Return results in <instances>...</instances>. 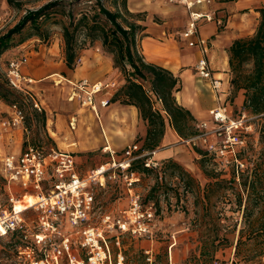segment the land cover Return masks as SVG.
I'll return each mask as SVG.
<instances>
[{"label":"rangeland","instance_id":"obj_1","mask_svg":"<svg viewBox=\"0 0 264 264\" xmlns=\"http://www.w3.org/2000/svg\"><path fill=\"white\" fill-rule=\"evenodd\" d=\"M51 1L55 0L12 1L13 12L7 15V20L0 27V36L9 30L11 25L17 24L27 11L37 10ZM61 1L63 2L60 5L50 9L49 17L44 20L42 27L49 34L46 40L36 36L28 37V34L32 32L29 24L21 33L13 36V43L29 42L28 46L31 50L40 51L42 49L55 58L54 61L64 58L69 78L73 81L82 77H88L93 82L115 80L119 89L125 83V77L120 69L114 67L113 55L106 52L100 46L99 41L91 45L87 44L85 48L79 50V58L74 67H68L65 59L62 21L68 20L66 15L70 11L75 14L76 18L81 15V12H93L97 0ZM114 1L116 0H102L109 9L113 10ZM215 2L212 3L214 7ZM127 6L131 12L140 13L139 17L144 18L137 20V23L161 34L160 40L167 44V48L175 44V46L187 50L197 49L188 45V41L180 34L185 29L187 16L184 6L177 0H128ZM130 20L136 19L130 18ZM142 33L138 34L137 39L145 35ZM79 40H81L80 37ZM9 50L2 52L0 49V80L4 82H6L4 64L7 63L4 54ZM18 54L16 51L8 56ZM29 57L31 56L29 55ZM51 62L52 60L49 58L45 60V63L39 64L47 65ZM108 63L113 65L112 74L111 77H104L103 70ZM30 64L31 60L27 65L28 68H30ZM187 68L190 70L184 74L182 89L176 94L177 100L180 103H187L193 109L196 120L205 119L208 114L204 107L208 103L212 105V95L206 86L197 81L195 63L182 67V72ZM30 75L36 79L31 86L36 97L44 106L46 122L43 123L41 118H36L32 114L33 108L30 102L20 93L15 92L17 96L10 97L8 102L0 99V123L8 117L10 113L8 105L11 102L18 101L26 113L24 129L5 130L0 127V202L5 203L10 192L19 197L24 194L23 190L15 184L8 187L1 170V158L6 154L18 153L29 143L44 147L45 150L54 148L73 151L77 155L82 172L97 168L110 161L109 154L104 151L107 144L116 150L119 156L123 149L130 144L143 145L144 137L141 136V132L147 128V124L141 119L134 106L124 105L119 101L111 102L109 107L99 110L98 118L89 107L82 106L76 100H68L71 83L63 80L62 83L57 84L52 77L47 78L50 75L46 74ZM55 78L58 77L55 76ZM232 107L235 112L240 110V107L235 103L232 104ZM72 120H76L74 128L71 126ZM178 136L177 140L171 142L169 146L174 147V155L177 158L173 159L181 164L194 179L189 181L188 189H185L181 179L176 175H171L170 170L164 173L161 168L142 173L136 184L143 200L151 202L157 208L158 225L161 227L158 235V261L160 264H168L166 251L171 242V235L175 234L177 243L174 247L173 260L176 264H211L213 259L212 236L217 231L222 242L214 256H217L222 264H252V262H245L240 257H236V248L235 251L233 250L236 247L243 221L242 211L234 210L236 207L234 189L228 187L224 192L214 191L212 193V186L208 187V184L212 183L213 176L221 177L215 169V161L205 155L201 147L189 144L186 138ZM161 147L162 143L157 150H160ZM263 147L264 116L258 115L254 118V132L247 135V147L244 153L251 166L255 164ZM155 156L161 165L167 161L158 158L157 154ZM157 180L163 181L165 185L151 194V189ZM97 193V206H101L102 212L119 211L126 207V191L121 178L107 180L106 186L99 189ZM26 201L27 198H24V202ZM16 206H19V201ZM99 213L97 211L95 214L96 219L99 217ZM28 214L34 215L33 210H30ZM218 223L220 226L214 231V227ZM96 224L98 223L96 222ZM8 240L9 237H5L2 244L4 249L0 247V258H3L1 264H11L13 258V244ZM130 240L132 241L133 238L125 237L126 247L127 244H130ZM132 244L126 250L128 264H144V255L141 249ZM247 249L245 247L243 251L246 253Z\"/></svg>","mask_w":264,"mask_h":264},{"label":"built area","instance_id":"obj_2","mask_svg":"<svg viewBox=\"0 0 264 264\" xmlns=\"http://www.w3.org/2000/svg\"><path fill=\"white\" fill-rule=\"evenodd\" d=\"M177 1L189 17L182 37L201 53L195 63V73L201 82L207 83L217 102L209 109L208 118L197 122V133L186 141L201 147L218 168L235 167L239 181L240 172L248 164L241 152L247 147V135L254 132V117L245 110L234 113L226 100L223 81L216 76L209 61V41L201 35L204 24H223V19L217 17V9L212 11L206 6L226 0ZM28 58V54H22L7 60L6 82L11 90L30 102L33 110L43 112L44 106L31 86L35 79L24 71ZM117 90L115 80L93 82L81 78L71 81L69 98L89 107L99 118V110L110 105ZM9 108L10 113L1 121L0 127L5 130L24 128V108L18 102ZM75 121H71L72 128L76 126ZM139 149L138 144H130L119 156L106 145L104 151L109 154L110 161L86 172L79 169L76 155L71 151L45 150L29 143L18 153L4 155L1 170L8 187L15 184L24 193L19 197L10 192L6 202H0V247L4 249V238L9 237L8 242L13 244L11 264H127L125 237L157 240L156 209L153 204L144 202L136 186L141 175L129 167L141 158L146 167L160 168L155 158L158 150L138 153ZM119 178L124 181L126 207L102 212L101 206H97V192L106 186L107 180ZM26 196L33 197L34 202L24 209H17L18 201ZM30 210L34 215L28 214ZM97 211L100 213L96 219ZM172 239L168 261L176 264L171 250L176 240L173 235ZM143 255L144 264H160L152 247L144 248ZM2 260L0 258V264ZM212 264L222 262L217 258Z\"/></svg>","mask_w":264,"mask_h":264},{"label":"trees","instance_id":"obj_3","mask_svg":"<svg viewBox=\"0 0 264 264\" xmlns=\"http://www.w3.org/2000/svg\"><path fill=\"white\" fill-rule=\"evenodd\" d=\"M62 2L61 0L51 1L37 10L27 11L17 24L0 36L1 51L4 52L20 45L21 42L13 43L12 38L15 34L21 33L29 24L32 32L28 34V37L36 36L46 40L49 34L42 27L44 20L49 17L50 9ZM114 2V10L109 9L102 0H97L93 12H81L77 18L72 11L66 15L68 20L62 21V35L68 67L75 66L80 49L96 41L101 43L106 52L113 55L114 67L120 69L125 77V83L112 95L110 103L119 101L121 104L136 107L139 116L147 124L144 142L138 153L158 149L168 124L183 139L195 135L198 120L187 106L178 102L176 97L183 86L182 78L171 70L146 60L138 49L137 39L138 34L146 29L144 25L137 23V20L144 18L139 17L140 13L136 14L129 10L128 0ZM258 11L260 18L255 33L248 37L235 39L228 48L230 90L229 92L225 90L226 100L232 109L236 92L244 90L243 108L234 113L238 114L245 110L254 118L258 115L264 116V4ZM130 18L136 20H130ZM6 83L0 80V99L8 102L10 97H16L17 93L11 90ZM32 114L36 118H41L43 123L46 122L44 111L32 110ZM245 150L241 152L244 158ZM204 153L207 155L205 151ZM166 160L164 165H161L159 161L162 171L165 173L170 170L171 175H176L181 179L185 189H188L189 181L194 180L191 174L175 159ZM246 161L247 167L240 172L239 181L236 180L235 167L218 168L214 163L221 177L213 176L212 183H209L208 187L212 186V193L214 191L224 192L228 187L234 189L236 206L234 210L242 211L243 216L235 247L236 257H240L245 262H252V264H264V147L259 152L253 166L247 158ZM154 169L146 167L141 158L133 161L129 167V170L138 172L140 175ZM163 185H165L163 181L157 180L151 189V194L163 188ZM145 203L152 204L151 202ZM155 209L157 214V208ZM218 226H220L219 223L215 225L214 231ZM172 242L171 236L170 243ZM221 242L216 231L212 236V263L218 258L214 255ZM245 247L248 248L246 253L243 251Z\"/></svg>","mask_w":264,"mask_h":264},{"label":"crops","instance_id":"obj_4","mask_svg":"<svg viewBox=\"0 0 264 264\" xmlns=\"http://www.w3.org/2000/svg\"><path fill=\"white\" fill-rule=\"evenodd\" d=\"M12 1H19V0H0V22H1L0 27L3 26L5 20H7L8 18L7 15L13 12L11 6ZM263 4H264V0H227V1L215 2V7L212 6V4L210 6H206L207 9L212 11L214 9H217V17L223 19V24L221 26L218 25L216 22H208L204 24L201 28V35L207 38L209 41V52H208L209 61L214 69L216 76L222 79L223 88L227 92H229L230 90V67H229L228 48L231 46L232 42L235 39L248 37L255 33L260 18V12L258 11V9L262 7ZM185 12L187 16L185 23V27H186L189 17L186 9ZM12 26L14 25H11L10 28ZM182 31L180 32L181 35H182ZM144 32L145 35L140 37V39H138V49L145 56L146 60L171 70L176 75H179L182 78V81H184V74L190 69L187 68L186 70H184V72H182V67L196 63L197 60L201 57V53L199 52V50L196 48H194L196 50H187L186 48L183 49L181 47H177L175 46V44H173L172 47L167 48V44L164 41L160 40L161 34L156 33L151 28H147L146 30H144ZM28 44L29 42L11 48L8 52L4 54V59L7 58L8 60L9 58L13 57V56L9 57L8 55L16 51L20 55L28 54L31 57L33 56V58L31 57L28 58V62L24 67V71L26 73L32 74L33 76H40L42 74L50 75L47 78L52 77L54 82L57 84L62 83L63 80L69 83L73 81L72 79L69 78V72L64 64V58H61L59 61H54L55 58L50 56L47 52L42 51V49L40 51L35 49L31 50ZM27 46L28 48H26ZM49 58L52 60L51 63L47 65L39 64L41 62L45 63V60H48ZM30 60H31V64H30V68H28L27 65L30 63ZM38 66H40V68H38ZM4 68L6 70V63L4 64ZM112 69H113L112 63L110 64L108 63V65H106V67L103 70L104 77H111ZM55 76L58 78H55ZM82 78H88V77H82ZM197 81L202 85L206 86L212 95V105L208 103L204 107V110L207 111L208 114L209 109H211L217 104V102L215 103L216 98L213 91H211V89L208 87L207 83L201 82L198 79V77H197ZM70 93L71 90L68 93V100L72 101L69 98ZM244 99H245L244 90H239L236 92L234 96V103L237 104L238 107L243 108ZM180 104L188 106V108L193 112V114H195L193 109H191V107L187 103H180ZM135 110L138 113L137 108ZM200 120L202 119H198V121ZM146 130L147 128H145L141 132L142 137H145ZM177 136H178L177 132L168 124V126L166 127L165 135L162 139V147L156 153L158 158L160 159L177 158L174 155V151H173L174 147L169 146L171 142L177 140ZM176 143H178V141H176ZM22 149L23 148H21L20 151ZM76 159H77V155H76ZM77 162H78V167L81 170V166L78 159ZM156 228H157V240L149 241L145 239L142 240L133 239L132 241L130 240V244H127L128 245L127 247L129 248V246L133 243L132 245L138 246L141 249L142 253L144 248L152 247L158 255L159 254L158 235L161 228L158 225V222ZM172 235L176 239L175 243H177L176 235L175 234ZM124 247L126 253V250H128L126 244H124ZM174 247L175 246L173 245L171 249L173 259H174ZM166 252L168 253V251Z\"/></svg>","mask_w":264,"mask_h":264},{"label":"bare ground","instance_id":"obj_5","mask_svg":"<svg viewBox=\"0 0 264 264\" xmlns=\"http://www.w3.org/2000/svg\"><path fill=\"white\" fill-rule=\"evenodd\" d=\"M24 198H27V201L24 202ZM22 198L21 200H19V206H16L17 209H24L25 207L29 206L30 204H32L34 202V198L31 196H26Z\"/></svg>","mask_w":264,"mask_h":264}]
</instances>
